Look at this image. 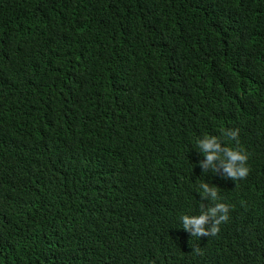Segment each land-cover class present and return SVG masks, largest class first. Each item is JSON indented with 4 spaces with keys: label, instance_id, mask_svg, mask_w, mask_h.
Masks as SVG:
<instances>
[{
    "label": "trees",
    "instance_id": "trees-1",
    "mask_svg": "<svg viewBox=\"0 0 264 264\" xmlns=\"http://www.w3.org/2000/svg\"><path fill=\"white\" fill-rule=\"evenodd\" d=\"M224 129L245 179L199 166ZM0 264H264V0H0Z\"/></svg>",
    "mask_w": 264,
    "mask_h": 264
},
{
    "label": "clouds",
    "instance_id": "clouds-1",
    "mask_svg": "<svg viewBox=\"0 0 264 264\" xmlns=\"http://www.w3.org/2000/svg\"><path fill=\"white\" fill-rule=\"evenodd\" d=\"M222 137L205 134L196 141L198 152L203 155L199 160V166L203 172H211L225 180H242L247 178L250 168L247 164L248 153L239 147V129H224ZM235 141L237 147L226 146L225 141ZM199 194L202 203L198 215H182V228L191 237L216 236L220 226L229 220L230 206L219 202L222 198L216 186H210L207 182L199 185ZM195 255H203L200 247L192 250Z\"/></svg>",
    "mask_w": 264,
    "mask_h": 264
}]
</instances>
